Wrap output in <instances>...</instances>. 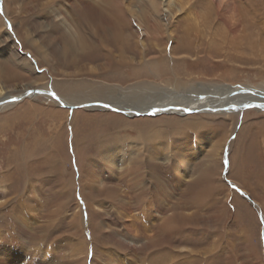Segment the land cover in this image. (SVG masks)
Instances as JSON below:
<instances>
[{
	"label": "rangeland",
	"instance_id": "374dc122",
	"mask_svg": "<svg viewBox=\"0 0 264 264\" xmlns=\"http://www.w3.org/2000/svg\"><path fill=\"white\" fill-rule=\"evenodd\" d=\"M72 1L70 14L75 20L82 19L79 20L81 27L73 28L69 21L66 27L62 25L64 30L57 24L63 20L62 10L70 16L67 9L54 8L41 14L38 7H42L43 1L34 7L32 0H26L31 3L27 7L23 3L15 4L12 12L8 7L0 8V13L3 12L0 15V89L5 92L4 98L18 100L0 109V264H73V252L81 232L77 234L71 222L77 205L82 206L83 213L87 212L80 195L83 188L80 166L85 167L88 161L95 163V169L101 170L110 191L116 193L115 185H119L126 193L128 182L124 177L102 173L106 165L112 166L104 150L114 145L117 136L137 137L134 128L145 129L144 121L153 125L148 134L161 130L158 141L174 144L173 156L185 157L186 164L180 166L181 174L182 160L172 159L174 165L178 163L173 171L167 167L173 158L168 157V151L154 159L162 167V178L173 179L175 198L184 208V219L174 223L173 235H162L158 239L163 247L154 253L145 250L135 264H264V108L256 106L242 111L239 107L248 104L228 106V100L235 95L220 92L224 87L253 86L264 90V0H229L227 7L225 2L213 0H184L182 3L158 0V8L163 10L160 14H156L146 0H134L127 11L120 12L123 20L116 19L118 13L114 10L117 8L113 6L112 17L97 21L90 16L86 18L80 0ZM90 1L95 7L93 10H104L96 0ZM185 8L190 9L181 13ZM133 9H138V17L134 16ZM163 15L174 20L172 27H166ZM139 17L142 28L149 19L155 26L142 38L138 36L142 32ZM115 26L118 28L114 29ZM110 39L118 42L115 46L122 44L123 52L117 47H108ZM141 43H145V49ZM65 48L69 54L61 59L58 55ZM94 48L99 50L94 52ZM107 48L114 53L111 60L107 57ZM85 51L89 57L82 62L81 54ZM132 73L137 77L129 75ZM168 80L198 89L193 94L189 86H180L185 90V102L210 95L213 98H206L227 105L220 109L195 110V113L207 110L203 114L166 113L154 117H132L108 111L107 106L99 108V104L108 103L125 112L130 107L161 103L164 97H173L169 95L172 88L167 87L166 96L142 99L146 100L144 102L135 97L122 99L117 90L138 89L146 84L164 86ZM109 86L115 95L112 98L106 94L111 98L108 102H88L93 100L87 97L91 92L89 87ZM73 87L72 94L85 90L87 96L70 99L67 94ZM28 93L34 97H24ZM51 94L59 101L55 99L54 103ZM64 103L70 109L62 107ZM85 104H94L99 109L79 108ZM73 116L78 117L77 125L71 123ZM98 118V121L114 119L116 131L103 128L99 132ZM88 121L89 127L84 128L82 122L88 124ZM170 121H174L175 128L168 127ZM187 121L194 123L192 127L186 126ZM126 126L131 128L120 130ZM85 130L91 133L88 144H82ZM172 130L177 131V136ZM103 132H112L102 140V144L106 140L108 145L99 143L102 138L97 136ZM183 134H191L193 138L181 139L179 136ZM203 134L206 145L197 148ZM77 142L84 149L80 157L76 153ZM192 149L195 150L191 152ZM234 158L236 170L232 175ZM71 180L75 196L68 197L66 185ZM141 186L130 191L131 204L135 203L141 191L137 189ZM103 198L106 197L103 195ZM63 203H66L64 208ZM94 207L105 214L104 231L132 240L123 229L121 219L124 217H120V221L116 219L120 210L112 202L105 200ZM144 223L138 219L135 228L142 229ZM161 224L158 222L154 227V233L160 231ZM90 233L87 229L88 264H107L109 256L108 264H121L117 259L121 255L110 249L112 244L102 239L93 242ZM142 242L147 243L145 239Z\"/></svg>",
	"mask_w": 264,
	"mask_h": 264
},
{
	"label": "bare ground",
	"instance_id": "6f19581e",
	"mask_svg": "<svg viewBox=\"0 0 264 264\" xmlns=\"http://www.w3.org/2000/svg\"><path fill=\"white\" fill-rule=\"evenodd\" d=\"M41 1H43L42 7H38V10L40 11L41 14L48 13V11L50 9L53 10L54 8H58L59 10H62V9L68 10V13L70 16H68V14L65 11H63V10L61 11L60 14L63 16V20L57 24L58 27L63 28L62 25H64V24L66 27V24L69 21H72V27L73 28L81 27L79 20H82V19L75 20L74 18H72V13L70 14V9L73 7V1L72 0H32V2H33L32 4L35 7L34 4H37V3L39 4ZM80 1L84 5L83 8L85 10L83 11V13L86 15V18H88V16H90V17L96 19V21L98 19H103L105 17H108V18L112 17V14H110L111 13L110 11L114 10V7L117 8V10H114V11L116 13H118V15H115L116 19L123 20L122 16H124V15L120 14V12L127 11L126 8H130V6L135 2L134 0H96L98 2L97 5L101 9H104V10L95 11V10H93V9H95V7L93 6V4L90 0H80ZM182 1H184V0H178L179 3H182ZM188 1L189 0H187V2ZM213 1L216 3L218 1H220L221 3L225 2L226 7L229 5V0H213ZM178 2L176 0V3H178ZM21 3H23L25 5L24 7H27L28 4H31V3H27L26 0H17V1L16 0H7V2H5L4 0H0V8L3 9L6 7V9H7V7H8L12 12V11H14L15 4H21ZM146 3L150 4V6L152 7V10L156 14L162 13L163 10L161 11L158 8V0H146ZM60 4L61 5L64 4L65 7H61ZM172 5H174V3H172ZM187 6H189V5H187ZM215 7H217V6H215ZM20 9L22 10V8H20ZM188 9H190V8H188ZM188 9L186 10V8H185V10L184 9L181 10V13L188 12ZM222 9H224V8H222ZM166 11L168 12L169 10H166ZM7 13H8V11H7ZM133 14L135 17H138V15H139L138 9L137 10L133 9ZM0 15H3V12H1ZM163 16H164L166 27L167 26L172 27V25L175 23L174 20L173 21L170 20L168 18V16H165V15H163ZM139 19H140V17H139ZM74 21H76V22H74ZM146 22H148L149 24L146 25L147 24ZM146 22L144 23L145 25H143V28H142L141 19H140V21H138L139 26H140L139 31H142L141 33L139 32V34H138V36L140 38L147 36V33L149 31H151V29L155 28V26L153 24L151 25L152 22L150 19L147 20ZM116 28H118V27L115 26L114 29H116ZM62 30H64V28ZM172 31H174V30L172 29ZM121 34H124V33H121ZM115 43L118 44V42H114V41H112V39H110V41L107 45H108V47H110L112 49H113V47H115V48L117 47V48H119V50H121L122 44L120 43L121 45L115 46L114 45ZM104 46H106V45H104ZM141 46L143 49H145V47H146L145 43H141ZM82 47L84 48L83 43H82ZM186 47H189V45ZM88 48H89V46H88ZM84 49L87 50V47ZM104 49L106 50V48H104ZM96 50H99V49H95L94 52H97ZM67 51H68V49L65 48L64 50L60 51L58 56L61 59L64 56L66 57L69 54ZM107 51H108L107 57L109 60H111V58L114 57V55H113L114 53L109 48H107ZM121 51L123 52V50H121ZM70 52L72 55H74L72 50H70ZM86 52L87 51H85L84 53L81 54L80 61L83 62V61L87 60V58L89 57V53L87 54ZM171 52H173V50ZM200 52H202V51H200ZM123 56H125V55H123ZM202 59H204V58H202ZM183 61H185V60H183ZM138 71H140V70L138 69ZM171 72H172V70L169 69L168 74H170ZM141 73H142V71H141ZM139 74H140V72H139ZM145 74H147V73H145ZM154 74H156V73H154ZM157 74L160 75L159 73H157ZM129 75L130 76L133 75L134 77H137V75H135L133 73L129 74ZM166 82L167 83H166V85L164 84V86L163 85L157 86V85L146 84V87H144L142 84H140V85H142V87L141 88L139 87L138 89H126L125 90L123 88V89L117 90V95H119L122 99L123 98L125 99L128 97H135L139 101L142 99L148 100L153 96H154V99L162 98V97L166 96V94L169 91V89L167 87L172 88L171 89L172 94L169 93V95L171 97L173 96L172 98L164 97V99L161 101V103H155V104L150 103V104L143 106V107H139V106L130 107V110H126L123 113H125L128 116H132V115L136 116L139 114L145 115V114L150 113L151 116L153 115L152 117H154L156 115L162 116V115H165L166 113L186 115V113L189 112L188 114H199V113L203 114V113H206L207 110L198 111L196 113H195V110H202L205 108L220 109V108H223L227 105L225 102L219 103L220 101H212L211 99L206 98V97L213 98V96H210V95L202 96V97H204L203 99H200V98H198V100L193 99L192 100L193 102L192 101H186L185 102V101H183L185 99V97L183 96L185 93V90L180 89V88L181 87H187L190 84H178V83H174V81L169 82V80ZM248 87H250V88L224 87L220 92H222L224 94L233 93L235 95V97H230V100H228V102L230 103L228 106H230V105L238 106V105H242V104H248V105H242V108L239 107V109L242 111L252 109V108H256V106H258L259 108L260 107L264 108V90L257 88V87H253V86H248ZM86 88H88V87H86ZM89 88H91L90 89L91 92L89 94L87 92L84 93L85 90H80V94L76 93V95H75V93H73V94L71 93L75 89L73 87V89L70 90L69 94H67V95L69 96L70 99L71 98L75 99L77 97L78 98L86 97L88 94V96H87L88 98H93L92 101H88L90 103L108 102L107 99H111V98L108 97L106 94L112 95V98H113V95H115L111 86H109L108 88H103V89H99V88L97 89L95 87H93V88L89 87ZM203 88H204V86H203ZM29 89H32V88H29ZM35 89H37V88H33L32 91H34ZM83 89H85V88H83ZM189 89H190L191 93L193 92V94L198 92L197 91L198 89L195 86H191V87L189 86ZM3 91H4L3 89H0V109H3L7 106H10V105H12V103L18 101L17 99L9 100L10 98H6V97L4 98L2 95H4L5 92H3ZM186 93H188L187 90H186ZM202 93H204V92L202 91ZM30 94H32V93H28V95L26 94V96H24V97H28V96H29L28 98L34 97V95L30 96ZM36 94H40V93L36 92ZM75 96H77V97H75ZM104 97H108V98H104ZM52 99H53L54 103L57 102L55 100V98H52ZM97 99H99V100H97ZM144 101H146V100H142L141 102H144ZM194 102H197V103H194ZM64 104L66 105V103H64ZM91 105H92V107L89 108L90 110H97L99 108L104 109V107L107 106V108L109 109L108 111L122 112V111H119L120 109L114 108L111 105H109L108 103H104L101 105L99 104V108H96V106L94 104H91ZM70 106L73 107L72 105H70ZM81 107H79V108H81ZM234 110L235 109H232V111H234ZM223 111H226V108H224ZM144 117H146V116H144ZM96 120L98 121L99 118ZM144 122H145V124H144L145 129H143V127L141 129L140 128L139 129L134 128V131L138 132L137 137H133L131 135H129L130 137L129 136L127 137V135H125V136L124 135L123 136H117L116 135L117 136L116 142L115 143L112 142L114 145L109 146L108 145L109 143L106 140H104V143H103V144L108 145L106 150H104V152H105L104 154H107L108 161L110 160V162H111L110 164H112V166L106 165V171L102 170V173L105 172L106 175L109 177L111 175H114L116 178L117 177L118 178L124 177L128 182V190L126 193L123 192L122 188H120L119 185H115V188H117L116 193H114L113 191H110L111 187L110 186L108 187V185H105L106 179H105V177L102 176L103 174L100 173L101 170L97 171V169H95V167H96L95 163L91 164L90 161H88L89 164H87L85 167L80 166L82 168V170L80 172L81 173L80 179H81L82 184L80 186L83 187V188H81L82 193H80V195L83 197V202H84L83 205L87 206V212L85 211V213H83L82 209L80 208L82 206L77 205L76 212H75L76 214L74 215L73 221L71 222L73 225V228L76 230L77 234L79 232H81L80 233L81 238L78 239V243L76 244L75 249H74L75 251L73 252V256H72V260H73L72 263L73 264H88L87 259L90 255L88 252L89 248H87L89 246V242L86 241L87 239L85 237L87 229L91 230L90 235H91V239H93L92 240L93 242L98 243V241L100 239H102V242H106V243H108V245L110 243L112 244L113 247L110 249L113 250L115 253L117 252L118 254L121 255L120 258H117L118 260L121 261V264H135L136 260L138 259V256L142 252H144L145 250H147L146 252L154 253V252H157L156 250L163 247L162 246L163 243H162V245H160L161 240H158V239H160L162 235H167V236L173 235L174 223H176V221L179 219H184V214H183L184 208L179 206L180 203L175 198V194H176L175 193L176 192L175 187L176 186H174V184L172 183L173 179H170V180H169V178L163 179L161 176L162 174L160 175V170H162L161 169L162 167H160V165L154 161V159H157L158 155H160L166 151H168V154H167V155H169L168 157L173 156L174 150L172 148L174 147V144L172 142L167 143V144H165V143L162 144L161 142L158 141L159 138H161V136H162L161 130L154 131L151 134H148V132L150 130L149 128H152L153 125L147 121H144ZM71 123L73 125H75V124L77 125L78 117L73 116ZM89 123H90V121H88V124H86L85 122H82L84 128L89 127ZM98 123H99V126L97 128L100 127V129H98L99 132L103 131V128L104 129L105 128H111L112 130H114V132L116 131L115 129L117 128V126H115L114 119L107 118V119L98 121ZM202 123L203 122L201 121V124ZM193 124L194 123H191L190 121L186 122L187 127H192ZM167 125L169 128H175L176 127L174 121L168 122ZM130 128L131 127L126 126V127H122L120 130L124 131V130L130 129ZM184 131H185V129L181 130V132H184ZM173 132H174V135L177 136L176 135L177 131H173ZM110 133H112V132H108V133L103 132L101 135L97 136L98 138L99 137L102 138L99 140V143L102 144V142H103L102 140L106 139V137L104 138V136H107V138H108L109 137L108 135ZM201 133H203V132H201ZM120 134H122V133H120ZM190 135L189 134H183V136L180 135L179 137H182L181 139H183L184 137L193 138V136H190ZM201 135H200V139L205 138L204 137L205 134H203L202 137H201ZM90 137H91V133H88L87 130H85L83 137H82L83 138L82 144H86L87 142L89 143L88 140ZM78 138H80V137H78ZM111 139H113V138H111ZM108 141H110V140H108ZM188 141L193 145L194 142L191 139ZM203 144H204V140L202 139L201 144H198L197 148H202ZM204 145H206V144H204ZM76 146H77L76 147V149H77L76 153L79 154V157H80V156H82V154H83L82 151L84 149L82 150V146H80V142H77ZM99 147H101V146H99ZM157 147L160 150L159 152L156 149ZM193 150H195V149H192L191 152H193ZM176 153H178V152H176ZM184 158L185 157H183V156H180V158H177L174 155L173 158L171 157L169 161L167 160L169 163V166H167V167H169V168L171 167L172 168L171 171H173L178 166V163L177 164L175 163L176 165H174L173 160H175V161L178 159H179V161L182 160V162L179 164V174H181L180 173V169H181L180 166H183V164H186V161ZM243 162L244 161L242 159L241 163L243 164ZM94 170L97 172H94ZM234 170H236V159L235 158L232 161V172H231L232 175H234L233 174ZM131 176H133L132 179H130ZM147 182H148V184H147ZM141 184H142V186L137 189V190H141V191L139 193H137L136 201H133L135 203L131 204L129 202V200H131L132 194H129V193H130V191L132 192V190H134L135 188H137L138 185H141ZM150 186H152V188ZM66 188H67V191L69 192L68 197L71 194H73V196H75L74 195L75 194L74 193V190H75L74 181L71 180V181L67 182ZM148 194L151 196L150 199L148 198ZM103 195L106 198H103ZM105 200L112 202V205L116 209L120 210L119 216H116L117 217L116 219L118 221H120L119 218L124 217L123 219H121V221H123V229L126 231V233L128 232L127 234L130 237V239H132V240H129V238H124L123 236H122L123 238L120 239L117 236H113L114 234L112 232L109 233L108 231L103 230V227L105 225L104 219L106 218L105 214L103 213V210L96 211L94 205H99L100 202L105 201ZM200 200H202V199H200ZM149 201L151 204L149 203L150 205L148 206ZM61 205H62V208H64L66 203H63ZM12 207H14V206H12ZM257 207H259V205H257ZM57 211H59V210L57 209ZM164 211L168 215L163 213ZM54 213H56V211ZM149 213H151V214H149ZM145 215H147V217H146L147 219H144ZM85 217H86V219H85ZM138 219L142 220V222H145L142 229H140V227L138 229L135 228V223L138 221ZM158 222H161L162 226L160 225L161 228H160V231L158 233L157 232L154 233L155 232L154 227L156 228V226H158ZM148 232L151 234H148ZM109 238H111V241L109 240ZM94 239H97L98 241H95ZM125 239H127V240H125ZM144 239H145V241H147L146 244L144 242H142ZM95 253L97 255V253L99 254V251L97 250V252H95ZM94 256H95V254H94ZM97 258L98 257H96L95 260H97ZM109 258L111 259L110 256H109ZM109 258L107 259V264H108ZM113 261H115V260H113Z\"/></svg>",
	"mask_w": 264,
	"mask_h": 264
},
{
	"label": "water",
	"instance_id": "95a60500",
	"mask_svg": "<svg viewBox=\"0 0 264 264\" xmlns=\"http://www.w3.org/2000/svg\"><path fill=\"white\" fill-rule=\"evenodd\" d=\"M51 96L52 97H54V95L53 94H51ZM56 100H58L59 101V98H57V97H54ZM90 106H92V105H89V104H85L84 106H82L81 108H86V107H90ZM62 107H64V108H70V107H68V106H66V105H64V104H62ZM114 112H117V113H121V114H125V113H123V112H118V111H114ZM189 113V112H188ZM144 116H146V117H152L151 115H150V113L149 114H139V115H136V116H134V117H144Z\"/></svg>",
	"mask_w": 264,
	"mask_h": 264
}]
</instances>
